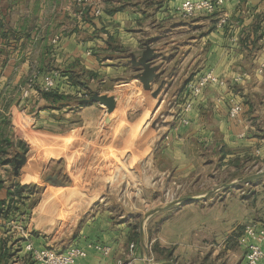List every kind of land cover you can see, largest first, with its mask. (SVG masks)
<instances>
[{"label":"crops","instance_id":"crops-1","mask_svg":"<svg viewBox=\"0 0 264 264\" xmlns=\"http://www.w3.org/2000/svg\"><path fill=\"white\" fill-rule=\"evenodd\" d=\"M68 1L0 0V147L1 134L4 127L7 128L6 117L11 119L13 126L14 118L22 114L43 133L60 136L69 132L65 129L69 117L76 116L81 122L80 128L90 129L104 113L102 107L94 103L81 106L77 99L82 97L81 90L62 74L58 89H63L64 93L58 95L60 97L45 99L32 91L28 99H20L17 88L32 69L40 68L45 72L51 68L61 69L76 83L88 87L90 97L95 93L110 96V90L117 85L138 84L117 49L134 55L150 48L144 45L148 32L155 41L153 46L163 47L160 53L165 60L164 63L159 61L157 72H164L161 79L168 82L166 84H179L201 57L207 70L199 71L194 80L190 77L184 85L195 83L204 73L212 71L225 82V87L208 85L198 98L189 100L190 107L182 108L180 119L181 122L187 119V124L179 127L163 125L152 130L154 137L167 132L165 139L168 141L162 143L158 137L150 144H139L142 151L139 163L154 167L157 157L165 154L173 161L170 171L176 176H186L196 165L201 167L200 170L196 168L200 172L208 169L211 164H205L211 160L214 167L218 166V172L223 171L221 178L229 181L222 186L264 172V0H237L223 6L228 12L227 25L233 24L232 32L226 31L232 35L229 44L203 42V47L198 50L194 43L188 42L193 41L192 30L186 29L185 34H180L177 24L162 33L147 28L152 26L147 25V20L159 25L191 20L181 18L173 11L185 0H165L161 8L156 5L145 7L144 0H105L102 15L93 19L88 28L84 27V32L81 29L87 25L86 21L83 23L69 10L67 5L74 4ZM223 29L216 28L213 33L199 30L197 33H201L203 41L207 42L211 35L221 36ZM85 34L89 39L83 38ZM198 34L195 37L200 36ZM162 35L169 37V45L161 46ZM171 36H175V40L191 37L186 40L188 46L184 52L190 54L187 58L190 63L186 71L181 69L182 76L174 62L182 51ZM127 75L128 81H120ZM132 86L116 93H130L134 89L130 88ZM187 92L192 96L190 91ZM229 97L235 98L241 106L239 122L227 116ZM66 99L68 102L64 103ZM17 141L13 142L14 155L21 156ZM19 145L26 151L25 142L21 141ZM3 160L0 161V201L7 202L8 192H14L15 185L21 187L23 183L15 182L17 179L10 175L8 164L12 163L11 159ZM29 174L33 178L32 170ZM46 190L44 188L42 192ZM213 193H191L187 197L200 199L153 214L143 225L142 240L135 221L144 213L138 211L133 218L126 219L105 205L87 210L71 246L85 248L91 243L101 244L110 248V254L104 257L87 249L86 257L79 259L77 264H117L118 261L147 264V254L154 257V264H244V249L238 245L243 228L255 224L264 229V175L236 185L228 192ZM212 195L214 197L209 200L207 197ZM33 245L42 248L36 242ZM130 245H134L133 249ZM262 247L264 250V244Z\"/></svg>","mask_w":264,"mask_h":264},{"label":"rangeland","instance_id":"rangeland-1","mask_svg":"<svg viewBox=\"0 0 264 264\" xmlns=\"http://www.w3.org/2000/svg\"><path fill=\"white\" fill-rule=\"evenodd\" d=\"M70 1L74 5H67L69 10L71 9V12L83 23L86 21L87 25H83V29H81L84 32V27L88 28L93 19L102 15L105 0ZM66 2L69 3L68 0ZM180 4L173 9L174 14H178L176 8ZM96 9L99 10L97 14H95ZM230 12L233 13V11ZM224 16L227 20L228 12L223 7L212 14H197L190 18L191 20L184 22H163L161 23L163 25H159L153 20H147V25H152L147 28L162 33L163 30L177 24L178 32H182L180 34H185L186 29L192 30L194 38L193 41L189 40L188 42L194 43L198 50L203 42L210 45L229 44L228 40L232 35L228 34L233 30L232 22L227 25L226 21L221 36L211 35L207 42L203 41L201 33H197L199 30H203L204 33H213L220 17ZM197 34L200 36L195 37ZM224 34H226L225 37L222 36ZM149 36L147 32L144 45L150 48H145L139 54L133 55L117 49L118 55L123 59V63L132 70L138 84L132 83L135 86L132 84L117 85L110 90L112 94L110 96L95 93L93 97H90L88 87L78 88L82 94V97L77 98L80 99L81 106L94 103L104 110L92 128H80L79 119L76 116H71L69 124L65 128L69 132L54 136V134L43 133L39 126L31 124L29 117L22 114L14 118L13 126L10 124L11 119L7 120L6 117L5 126L7 128L4 127L1 134L0 161L4 162L5 158L11 159L12 163L8 164L10 175L14 177V180L17 179L15 182L23 183L21 186L22 195L13 196L10 201L11 208L8 218L0 219V239L7 237L11 247L12 257L8 259L7 264L33 263L24 251L23 243L26 241L31 244L36 242L39 246L42 245V248L52 249L55 252L67 250L76 238L77 230L81 227L82 220L87 214L86 211L93 207L100 209L105 205L117 216L127 219L133 218L138 211L144 213V216L153 209L190 196L191 193L228 192L229 189L233 190L236 185L243 184L236 182L232 185L222 186L228 184L229 181L221 178L223 171L218 172V166L214 167L211 160H207L208 163L205 164H211L208 169L200 172L201 167L196 165L195 169L187 173L186 176L182 174L176 176L170 171L173 161L165 154H160L157 157V163L153 164L154 167L139 163L142 160L139 144L142 145L144 142L150 144L158 137L162 143L168 141L165 139L167 132L154 137L152 130H158L163 125L173 126L174 124L176 127L183 125L180 120L183 114L182 108L190 107L187 102L198 98L203 91L198 96H190L187 92L189 84L184 85V82L189 81L190 77L194 80L193 77H196L199 71L202 72L208 68L203 66L205 62H202L199 57L193 67L188 69V73L183 75L179 84L178 82L173 86L166 84L168 82L161 79L165 76L164 72H157L160 67L159 61L164 63L165 60V57L160 53L163 47H154L155 41ZM171 37L173 41L176 38L175 36ZM83 38L89 39L88 34L83 35ZM187 39H191V37H179L175 40L178 47L181 48L179 50L182 51L177 60L174 59L179 76H182L181 69L184 68L186 71V67L190 63L187 60L190 54L184 53L188 46ZM170 43L168 36H161V46ZM113 47L117 48L114 44ZM45 71L40 68L31 70L17 88L20 99H28L32 91H36L40 97H43V93L52 92H47L42 88V78L54 74L56 75L54 92L57 95H63V89L60 91L58 89V82H60L61 74L62 77L67 76L65 72L58 68ZM92 79L96 80L94 77ZM129 79L130 77L127 75L120 81ZM129 86L134 88L133 91L130 90V93L129 91L124 94L116 93L127 90ZM112 87L111 84L110 88ZM24 91L27 92L25 97L23 96ZM126 98L127 100H125ZM229 99L230 97L226 102L227 116L230 108ZM65 102H68V99L64 100ZM154 103H156L155 107H153ZM156 110L157 112H155ZM145 114H147L145 120L136 129L135 123ZM94 116L95 114L92 115V117ZM234 121L239 122V120ZM148 134H151L150 137ZM15 140H18L17 148L19 152H22L21 156L14 155L13 142ZM20 140L25 142L26 151H22L23 148L19 145ZM10 141L12 142L10 143ZM128 154L129 156H127ZM31 170L33 178L29 177ZM44 188H47L48 191L42 192ZM213 195L206 197L210 200L214 197ZM143 216L141 217L140 214L136 218L137 229L140 228L139 217L142 219ZM245 227L238 239L240 247L242 245L239 240L243 236ZM148 258L150 259L148 264H154V257L148 254L146 263Z\"/></svg>","mask_w":264,"mask_h":264},{"label":"built area","instance_id":"built-area-1","mask_svg":"<svg viewBox=\"0 0 264 264\" xmlns=\"http://www.w3.org/2000/svg\"><path fill=\"white\" fill-rule=\"evenodd\" d=\"M82 1V0H77ZM237 0H196V1H184L177 8V13L184 19H190L197 14H212L217 10L223 8L226 4L236 2ZM96 13L99 10L96 9ZM226 17H220L217 23V29H222L226 24ZM264 67V66H263ZM55 74L51 76H43V89L45 91L55 90ZM37 77V76H36ZM36 79V78H35ZM38 79V78H37ZM208 85H217L225 87V82L218 78L212 71L204 73L197 79L195 83H191L187 86V90L190 91L192 96H198L201 91ZM27 92L24 91L25 97ZM230 108L228 116L232 120H238L241 106L235 100L230 97ZM189 109V106L185 107V110ZM182 124H187L186 120H182ZM27 239L28 236L26 235ZM239 243L242 245L245 255L244 264H264V250L262 245L264 244V229H259L255 224L247 225L245 227L242 238ZM24 251L30 254L31 259L35 264H77L79 259H83L87 255V249H92L95 252L106 257L110 254V248L101 244H88L85 248L77 246H70L64 252H55L48 248H36L31 242H24ZM133 249L134 245L129 246ZM150 261L148 258L147 264ZM117 264H132L131 261L120 262Z\"/></svg>","mask_w":264,"mask_h":264},{"label":"trees","instance_id":"trees-1","mask_svg":"<svg viewBox=\"0 0 264 264\" xmlns=\"http://www.w3.org/2000/svg\"><path fill=\"white\" fill-rule=\"evenodd\" d=\"M165 0H144L145 2V7H150L153 5H156V8H161L162 7V3ZM66 74V73H65ZM64 74V75H65ZM67 79L72 82L73 85L83 88L84 84H80V83H76V81L74 80V78L72 76H68V74H66ZM55 90H52V92H48V93H43V97L45 99H55L56 97H60L56 94V92H54ZM1 186V183H0ZM21 196L22 192H21V187L20 186H16L15 191L14 192H8V197H7V202L5 201H0V219L1 220H6L8 218L9 212H10V201L12 199L13 196ZM27 256L29 257V259L33 262V260L31 259L30 254H27ZM12 257L11 254V247L10 244H8V238H1L0 239V264H7L8 263V259ZM32 264H35L34 262Z\"/></svg>","mask_w":264,"mask_h":264},{"label":"water","instance_id":"water-1","mask_svg":"<svg viewBox=\"0 0 264 264\" xmlns=\"http://www.w3.org/2000/svg\"><path fill=\"white\" fill-rule=\"evenodd\" d=\"M97 100V98H94ZM106 105V104H105ZM153 106V105H152ZM152 110V109H151ZM150 110V111H151ZM149 111V112H150ZM148 112V113H149ZM147 114L143 115L136 123H135V128L137 129V126L141 123H143V121L145 120ZM264 175V172H261V173H258V174H255L253 176H249V177H246V178H243V179H240L239 182L241 183H249L251 182L252 180H255V179H258L260 178L261 176ZM200 198H193V197H185V198H182L180 200H177V201H174V202H170L169 204H166L165 206H162V207H158L156 209H153L151 210L150 212H148L147 214H145L142 218V221L140 223V228H139V231H140V237H141V240L143 239V225L145 223V221L150 217L152 216L153 214L159 212V211H162L164 209H167V208H170V207H173L175 205H178V204H184V203H187V202H191V201H196ZM146 257H148V254L146 255ZM161 264H172V263H169V262H164V263H161Z\"/></svg>","mask_w":264,"mask_h":264}]
</instances>
